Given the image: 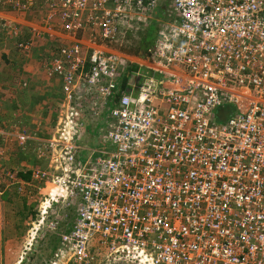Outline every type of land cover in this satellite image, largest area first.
<instances>
[{"label": "built area", "instance_id": "built-area-1", "mask_svg": "<svg viewBox=\"0 0 264 264\" xmlns=\"http://www.w3.org/2000/svg\"><path fill=\"white\" fill-rule=\"evenodd\" d=\"M41 1L46 17L27 27L64 43L49 60L63 96L88 85L102 100L128 65L151 72L134 73L142 84L130 83L111 112L114 127L87 174L73 165L85 125L74 106L42 142L61 150L48 155L58 175L32 172L53 184L38 224L80 198L66 252L50 264H264V0H173L177 21L136 60L112 45L160 0ZM35 3L0 7L28 13Z\"/></svg>", "mask_w": 264, "mask_h": 264}, {"label": "crops", "instance_id": "crops-1", "mask_svg": "<svg viewBox=\"0 0 264 264\" xmlns=\"http://www.w3.org/2000/svg\"><path fill=\"white\" fill-rule=\"evenodd\" d=\"M32 11H38L37 17H31V12L0 8V85L3 88L0 94V115L11 116L8 120L5 117L6 121L0 123V153L4 152V158L11 166L17 165L20 151L25 152V158L30 157L26 150L32 145L36 151H43L42 142L50 137V132L53 131L51 125L53 127L54 121H57L55 106L58 107L63 98L61 78L50 70L49 60L64 43L59 42L56 39L58 37L50 38L46 34L35 39L27 26L39 24L46 17L47 10L41 0H37ZM15 28L16 31H13ZM11 92L14 95L8 94ZM14 96L17 99L15 102ZM33 99L43 100L45 106L52 104L54 113L35 108L31 104ZM86 131L88 130L84 132ZM23 196L28 197V194ZM29 198L31 196L27 200ZM76 220L77 213L74 224Z\"/></svg>", "mask_w": 264, "mask_h": 264}, {"label": "trees", "instance_id": "trees-1", "mask_svg": "<svg viewBox=\"0 0 264 264\" xmlns=\"http://www.w3.org/2000/svg\"><path fill=\"white\" fill-rule=\"evenodd\" d=\"M172 1L173 0H160V2L150 10L151 13H149L148 16V22H146L145 24L146 28L144 27L145 30L142 29L140 31H137L135 29H125L122 30V32L120 31L119 35L117 36L118 40L112 45L113 49H117L131 56H136L135 58L137 59H143L147 57L150 51L156 45L158 39L162 35V32L165 30L167 25L177 21V14L173 11L171 6ZM148 2L149 1H146L145 3ZM42 3L44 4V6H46V3L44 1ZM142 23L143 22H141L140 25ZM133 66L134 65L130 64L119 72L117 78L112 81L114 83V89L108 96L104 97V99L102 100L95 90L98 89V87L92 88L88 85H82L78 90L79 92L75 91L76 95H78L79 93L82 101H80L79 104L75 105L74 107L79 111L80 119L85 123V125L82 129L83 135H81L79 131L76 139L77 142L75 141L77 149H75L73 153L74 166H79L80 164V167L83 168L85 163H87V166H90L91 164L94 165V163L96 162L98 151L103 148V140H101V143L97 142L96 146L95 144L89 145L90 143L88 142L94 137L95 134H106L107 131L112 128L114 122L110 117L111 112L118 106L121 98L130 91V79L131 76H134L135 78L134 73H136V69L133 68ZM141 71L145 72L144 69H141ZM147 71L151 74L148 69ZM139 78L140 76H136L135 79ZM108 82H110V80H104V82H100L99 85H104ZM81 90H84V94H81ZM61 95L63 96V92ZM74 95L75 94H73V96ZM99 103L102 104L100 106H96ZM228 108L230 107H226V109ZM226 109L219 111L214 120L221 123L223 122V120L228 118L229 113L225 111ZM222 111H224L226 114L224 117L222 116ZM54 122L53 123L56 124L57 121L55 120ZM85 130L88 131L84 132ZM102 137L103 135H101V138ZM93 148H95L96 151H93ZM32 151H36L33 145L31 146V148H28L29 153L27 154H29L30 156ZM1 154L2 157L4 152ZM16 169H10V171H8L10 172L12 177L10 181H16L17 186L24 182L30 183L32 181L31 171H23L18 168ZM28 197L23 196L24 199H27ZM79 201L80 198L78 196L73 199V202L77 203L76 205H78ZM73 207L71 208L70 213L68 212V208V211L66 213L67 215L65 214L64 218L58 215H54L52 217L51 220L57 219L58 224L51 231L52 233L48 232L45 237H43V239L39 242V245L32 247L31 253H29L21 262L22 264H49L53 260V257L58 250L61 249L64 253L66 252V249L61 245V239L64 235H68L74 227V219L77 211L74 210ZM34 212L35 208L30 209L26 218H35ZM55 213L56 212H54V214ZM62 227L63 229L61 231ZM10 257L0 250V264H12V262L8 261L10 260Z\"/></svg>", "mask_w": 264, "mask_h": 264}, {"label": "rangeland", "instance_id": "rangeland-1", "mask_svg": "<svg viewBox=\"0 0 264 264\" xmlns=\"http://www.w3.org/2000/svg\"><path fill=\"white\" fill-rule=\"evenodd\" d=\"M30 12L33 13V15L31 16V17H33L34 15H36V13L38 11L33 12L31 10ZM36 17H37V15H36ZM148 19H149V17L146 18V20L140 25V28L137 31H140L142 29L145 30V28H146L145 24H146V22H148ZM35 20L37 21V18ZM112 49H113V47H112ZM114 50H117V49H114ZM117 51H119V50H117ZM120 52L124 53L122 51H120ZM124 54H126V53H124ZM126 55L128 56V58H130V59L132 58V60H136V58H135L136 56H131L128 54H126ZM2 82H4V81H2ZM3 87L6 89V86H3ZM2 89L3 88L0 85V94H1ZM54 92H57V90ZM8 94L14 95L12 92L8 93ZM73 94H75V95L73 96ZM73 94H72V96L69 95L70 98H68L69 96H66V95L63 96L62 101H60L59 106L58 107L55 106V108L57 109L55 111V113L58 114L57 119L60 120L61 116L64 117L66 115L65 110L68 109V106L78 105L79 102L82 101L81 97L79 96V93H78V95H76V93L74 91ZM81 94H84V90L83 91L81 90ZM33 100L34 101H31V104L35 105V108H37V109L39 108V109H42L44 111L47 110L51 113L55 109L52 104L49 106L48 105L45 106V104H43V100H35V99H33ZM13 101L14 102L17 101L16 97ZM28 103H30V101ZM5 105H6V103H5ZM4 108H6V107H4ZM61 109H63V110H61ZM221 113H222L223 117L226 115L224 111H222ZM5 117L8 120L9 117H11V116L1 114L0 115V123L3 121H6ZM48 123H50V120L48 121ZM51 124H52V121H51ZM52 125H51V128L53 129V131L50 132V134H51L50 136H52V134L54 133V128H56L55 127L56 124H54L53 127H52ZM82 129L83 128H81V130H80L81 135H83ZM101 135H103L102 138H101ZM104 135H105V133L104 134H101V133L95 134L94 137L88 142V143H90L89 145L95 144V146H96L97 142L101 143V140L104 141ZM83 140H84V138H83ZM103 141H102V143H103ZM76 142H77V140H76ZM0 146H1V144H0ZM43 148H44V151H41V152L40 151H32L30 157H28V158H25V156H24L25 152L24 151H20V153H19L20 155H19L17 162H16L17 165L13 164V166L8 164L7 160L4 158V154L1 157L2 154L0 153V250L3 251V253L7 254L9 257L11 256L9 258L10 260H8V261L12 262V264H22L21 262L26 258V256L29 253H31L32 247L39 245V242L43 239V237H45V235L48 232L52 233L51 232L52 230L47 227L48 226L47 224H49L51 222V219L54 215H58V216L64 218L65 214L68 211V208H69V211H68L69 213L71 212V208L73 206H74L73 207L74 210L77 209V205H76L77 203L76 202H78V201L67 204L63 200L62 202H60L56 206L55 205L52 206L51 211H49L48 219H46V221L43 222L42 225H39L37 222L39 220V213L37 212V209L39 208L38 201H40V199L42 200L44 198V197L42 198V195H44L43 194L44 191H45V193H48L50 190H52L51 187L53 184L49 183L48 181H47V183L46 182H35L34 183L31 181L32 180L31 179L30 180L31 182L28 183V186H26L27 182H24V183L17 186L16 181H14V180L10 181V179L12 177H11V174H8L7 172L11 169V167L16 169V166H18V169L23 170V171H31V172L48 171L49 176L58 175V170H56V167H58V166L55 167L54 164L50 165V159L48 158V155L51 153L60 152L61 149H58V150L56 149L55 152H51L48 149H45L44 146H43ZM23 150H25V149H23ZM94 150L96 151L95 148H93V151ZM48 151H49V153H48ZM26 153H29L28 149L26 150ZM9 155H6V156L9 157ZM17 155H18V152H17ZM43 155H44V157H42ZM11 156H12V153H11ZM50 156H52V155H50ZM85 164L87 166V163H85ZM89 168H90V166L88 165L82 172L87 174L89 171ZM18 183H20V182H18ZM18 188L21 189V191H19ZM40 188L43 190L38 191V189H40ZM25 193L28 194V196H31V198H29L28 200L24 199L23 194H25ZM32 208L33 209L35 208V212H34L35 218H32V219L29 218L28 219L26 217L28 216L29 210ZM54 212H56V213L54 214ZM62 229H63V227L61 228V231H62ZM57 255H59V254L56 252L55 256L53 258L55 259V257Z\"/></svg>", "mask_w": 264, "mask_h": 264}, {"label": "clouds", "instance_id": "clouds-1", "mask_svg": "<svg viewBox=\"0 0 264 264\" xmlns=\"http://www.w3.org/2000/svg\"><path fill=\"white\" fill-rule=\"evenodd\" d=\"M0 8H3V7H0ZM137 59V58H136ZM134 65V64H133ZM133 68H136V73L139 71L141 74H146V75H150V73L147 71V69H145V68H139L137 65H134L133 66ZM139 69V70H138ZM141 69H144L145 70V72H143V71H141ZM143 79H142V77H140L139 79H135L134 78V76H131V79H130V83H133V82H137V86H140L142 83H141V81H142ZM113 128V127H112ZM111 128V129H112ZM111 129H109V130H111ZM108 132V131H107ZM106 135V134H105ZM70 206V205H69ZM48 219V218H47ZM54 220V219H53ZM60 251H62V250H58L57 252H60ZM53 260H54V258H53ZM52 260V261H53ZM51 261V262H52ZM50 264V263H49Z\"/></svg>", "mask_w": 264, "mask_h": 264}, {"label": "bare ground", "instance_id": "bare-ground-1", "mask_svg": "<svg viewBox=\"0 0 264 264\" xmlns=\"http://www.w3.org/2000/svg\"><path fill=\"white\" fill-rule=\"evenodd\" d=\"M136 69V68H135ZM134 70V69H133Z\"/></svg>", "mask_w": 264, "mask_h": 264}]
</instances>
